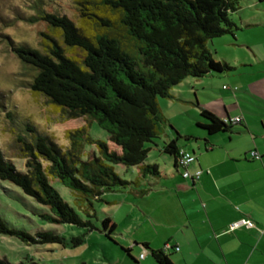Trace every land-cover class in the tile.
<instances>
[{
  "label": "trees",
  "instance_id": "16d2710c",
  "mask_svg": "<svg viewBox=\"0 0 264 264\" xmlns=\"http://www.w3.org/2000/svg\"><path fill=\"white\" fill-rule=\"evenodd\" d=\"M73 1L76 23L59 11L42 8L40 1L34 5L25 22H41L49 32L40 34L44 38L40 50L6 39L26 72L24 87L66 116L68 146H58L30 121L14 122L8 113L16 126L14 147L25 171H17L0 148V182L14 185L43 207L34 214L37 219L85 231L66 242L52 232L31 234L10 227L0 215V235L25 246L77 248L93 230L111 240L115 224L105 216L97 229L92 222L94 204L107 193L128 192L141 198L150 191L144 188L145 180L161 174L156 165L146 163L150 151L146 144L159 150L166 128L172 140L162 143L160 152L179 168L176 144L188 137H181L169 124L159 100H173L172 90L188 79L233 70L215 61L207 45L224 35L235 38L231 15L239 10L240 0ZM199 118L204 123L197 127L207 135L228 132L232 124L204 109ZM81 121L84 125L79 126ZM93 124L107 134L106 141L88 134ZM55 183L70 191L78 211L62 199ZM165 246L152 251L141 245L158 264H172L164 252L174 248ZM120 251L136 263L130 250ZM0 264L9 263L0 259Z\"/></svg>",
  "mask_w": 264,
  "mask_h": 264
},
{
  "label": "rangeland",
  "instance_id": "374dc122",
  "mask_svg": "<svg viewBox=\"0 0 264 264\" xmlns=\"http://www.w3.org/2000/svg\"><path fill=\"white\" fill-rule=\"evenodd\" d=\"M38 1L41 2L42 8L59 11L74 23L77 22L78 17L77 6L73 0H0V105L2 106V109L0 108V148L5 158L13 164L17 171L21 172L25 171L24 160L17 157L18 154L14 147L16 126L7 116L8 113L15 118L14 122L30 121L39 131L49 135L58 146H68L65 134L66 116L47 103L43 97L32 95L28 88L24 87L26 72L6 44V39H9L16 44L22 43L40 50V44L44 40L40 34L49 33L46 26L41 22L35 24L25 22L27 17L33 15L34 5ZM257 18H260V21ZM231 19L237 27L235 38L224 35L211 40L207 48L212 58L218 62L225 60L232 64L233 59L243 61L241 63H248V56L252 57V53L257 57H263L264 0H240L239 10L231 15ZM254 23L259 26H251ZM253 62L250 64V68L254 69L258 65L255 59ZM237 79L239 76L232 77L230 75L220 81L202 79L203 83L212 82L219 94L210 89L195 88L190 95L182 94L181 98H173L172 101L159 100V107L175 130V127H179L192 132V115L195 108L191 102L186 100L194 99L193 92L197 102L201 103H210L217 98L231 97L228 91L221 90L222 85L231 87L230 84ZM188 80V84L193 82L191 79ZM180 89L188 88L183 86ZM235 90L236 88L233 87L232 91ZM173 91L175 90H172V95ZM78 125H84V122L81 121ZM166 133H170L169 128H166ZM88 134L94 139L102 141L107 139V134L95 124L89 129ZM146 147L150 148L146 163L157 165L160 171L167 170L163 159L167 156L161 155V152L152 144H146ZM169 171L170 169H168ZM116 173L123 179L124 174L121 169L117 168ZM163 173L166 175V172ZM164 175H161V179L157 180L160 181L164 189H169L166 184L172 180H181L179 177L168 176L169 174ZM151 180L155 181V179L147 178L144 184V188L150 191L153 190V187L157 188L155 184H152L153 182L151 183ZM53 185L62 199L70 204L75 211H78L70 191L59 183ZM166 204H170V209L166 208ZM171 204L172 197L167 193L153 194L139 200H134L124 193L121 195L107 193L103 195L102 202L94 204L96 218L92 222L97 229H100V221L105 216H110L116 226L111 240H107L103 234L93 230L86 234L82 246L63 248L57 244L25 246L14 238L0 235V259L9 264H118L121 258V249L134 248V251L138 252L141 248L139 245L144 242L149 243L153 249L164 248L163 239L166 232L171 229L176 220L181 218L179 214H175ZM43 210H45L43 207L25 196L14 185L0 182V215L10 227L22 229L31 234L40 230L52 232L64 238L66 242L85 232L83 229L75 227L50 225L37 219L34 214Z\"/></svg>",
  "mask_w": 264,
  "mask_h": 264
},
{
  "label": "crops",
  "instance_id": "0c3cea01",
  "mask_svg": "<svg viewBox=\"0 0 264 264\" xmlns=\"http://www.w3.org/2000/svg\"><path fill=\"white\" fill-rule=\"evenodd\" d=\"M257 20L260 21V18ZM251 26L259 25L254 23ZM253 59L258 65L254 69L250 68V64L254 63ZM241 62L243 61L233 59L230 64L223 60L222 63L232 66V71L203 78L220 81L225 76H239V79L230 84L231 87L222 85L221 90L228 91L231 97L198 103L193 92L194 99L186 100L195 108L192 132L179 127H175L177 131L174 129L181 137H188L187 141H177L176 146L195 156L188 171H201L199 179H184L181 169L174 168L172 159L163 157L167 170L160 171L156 165L160 174L164 175L163 172H166L164 176L169 174L168 176L179 177L181 180H172L166 184L169 189H164L160 181H157L161 177L151 180L157 188L153 187V190L143 196L163 193L171 195V207L181 217L173 223L163 239L164 246L177 248L164 252L172 264H264V56L257 57L252 53V57L248 56V63ZM201 80H191L193 82L189 84L186 80V83L183 82L174 89L176 92L173 91V97L178 99L182 94L190 95L195 88L210 89L219 94L212 82L203 83ZM183 86L188 89H180ZM233 87L236 88L235 91H232ZM202 109L221 121L228 119L231 122L240 118L241 122L232 123L228 132L207 135L197 127V124L204 123L199 118ZM170 140L172 136L168 133L159 144V151L161 144ZM251 151L256 152L260 159H251ZM114 193H124L134 200L143 198H134L128 192ZM169 207L170 204H166V208L170 209ZM239 220H248L254 227L227 232L228 227ZM143 244L148 246V250H163L153 249L147 242ZM126 249L130 250L136 263L119 252L121 258L118 264H158L150 251L147 252L142 247L138 252L134 248ZM144 251L145 256L140 259L139 256Z\"/></svg>",
  "mask_w": 264,
  "mask_h": 264
},
{
  "label": "built area",
  "instance_id": "2783aa9c",
  "mask_svg": "<svg viewBox=\"0 0 264 264\" xmlns=\"http://www.w3.org/2000/svg\"><path fill=\"white\" fill-rule=\"evenodd\" d=\"M231 122L234 123V124H240L241 119L240 118H235ZM179 156H180L179 168L181 169L182 177L184 179H189L191 181L198 180L200 175L202 174L201 171H195L194 173H190L188 171V168L190 167V165L193 164L194 161H195V156L193 154L189 153L188 151L183 150V149H179ZM249 156L253 160H259L260 159V156L254 151L249 152ZM253 227L254 226H253V224L250 221H248V220H239V221H237L235 223H232L228 227L227 232H232V231H234V230H236L238 228L251 229ZM169 248H170V246H168V245L165 246V249H169ZM175 250H177V248ZM144 256H145V251H144V253L140 254L139 258L143 259Z\"/></svg>",
  "mask_w": 264,
  "mask_h": 264
}]
</instances>
